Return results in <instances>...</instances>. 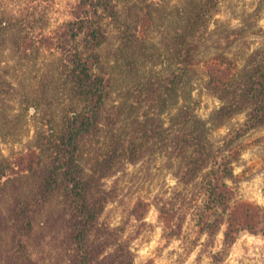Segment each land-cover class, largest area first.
<instances>
[{
    "label": "rangeland",
    "instance_id": "1",
    "mask_svg": "<svg viewBox=\"0 0 264 264\" xmlns=\"http://www.w3.org/2000/svg\"><path fill=\"white\" fill-rule=\"evenodd\" d=\"M111 5L91 61L105 98L79 163L98 177L112 159L100 223L118 231L92 236L93 264H264V122L250 125L237 91L264 68V0ZM90 15L89 0H0V264H71L64 191L43 192L70 124L90 114L63 50Z\"/></svg>",
    "mask_w": 264,
    "mask_h": 264
},
{
    "label": "trees",
    "instance_id": "2",
    "mask_svg": "<svg viewBox=\"0 0 264 264\" xmlns=\"http://www.w3.org/2000/svg\"><path fill=\"white\" fill-rule=\"evenodd\" d=\"M111 6V0H89V8L94 16L78 17L73 24V27L77 26L76 30L72 31V35L64 36L63 41V50L67 53V58L70 59L69 62L73 66L78 89L90 108V114L76 118L70 124L63 138L60 158L46 172L47 181L43 195H51L59 188L64 191L63 196L70 208L69 219L73 222V228L69 235L70 244L73 246L72 251H74L71 264H93L95 258L98 257L101 245L93 243L92 236L96 234L102 237L108 236L110 243H112L116 236L115 233L118 231L117 228L112 229L100 223L106 193L98 189V183L104 173L108 172L107 168L112 165V159L108 158L106 163L102 164V167L97 171L98 177H94L95 174H85L79 163V141L81 137L92 130L95 120L102 110L105 98V83L93 73L91 61L95 59L92 51L105 40L98 15L101 11L110 12ZM78 31H80L79 35L82 33L85 35L88 54L70 48L72 40L79 37ZM244 79L245 81L239 85L237 91L244 92L254 107L250 114L249 123L251 126H258L264 122V68H254L250 74H246ZM206 155L201 151L197 159L191 160L189 157V167L191 165L198 170V167L204 163ZM224 171H227V168ZM21 215H24L23 209H21ZM21 221L24 219L22 218ZM118 251H120L121 256H126L127 260L128 258L130 260L131 251L125 245L122 247L120 244ZM30 263L32 264L31 261ZM126 264L132 263L127 262Z\"/></svg>",
    "mask_w": 264,
    "mask_h": 264
}]
</instances>
